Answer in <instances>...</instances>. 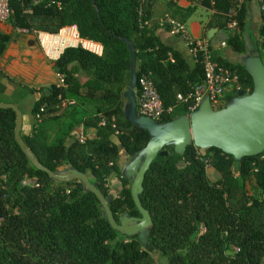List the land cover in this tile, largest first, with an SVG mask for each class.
Here are the masks:
<instances>
[{
    "label": "trees",
    "instance_id": "1",
    "mask_svg": "<svg viewBox=\"0 0 264 264\" xmlns=\"http://www.w3.org/2000/svg\"><path fill=\"white\" fill-rule=\"evenodd\" d=\"M159 1L144 0L140 19L137 0H8L11 28L56 35L75 27L81 40L103 49L100 57L81 46L64 49L52 65L61 86L36 90L0 70V98L5 97L6 83L13 86L9 101L0 103L16 106L39 94L29 112L30 133H20L24 147L52 173L84 174L107 200L118 225L123 216L141 217L130 194L131 182L118 167L120 153L131 160L149 140V134L125 116L130 53L122 39L134 47L136 77L151 72L163 108L173 109L158 124L187 115L176 97L189 93L203 78L200 64L188 61L155 34L158 22L150 20V7ZM163 1L182 23L194 12ZM250 1L201 3L213 12L205 30H223L236 20L239 32L225 40L234 53L245 51V4ZM258 21L255 43L264 50L260 8ZM10 40L0 33V58ZM212 60L239 76L238 89L226 95V104L239 92L251 93L253 82L242 64H232L217 52ZM68 97L98 104L96 113L82 120L83 129H93L95 135L83 142L73 136L69 143L63 137L48 143L45 126L62 116L60 101ZM15 127V112L0 108V264H264V151L236 161L217 148L201 151L189 145L183 154L165 148L167 155L153 160L138 196L151 226L141 235L126 236L110 227L98 200L79 180L58 182L35 168L14 138ZM207 168L216 176L209 178ZM113 174L122 185L116 197L107 188ZM250 181L259 189V198L251 194Z\"/></svg>",
    "mask_w": 264,
    "mask_h": 264
},
{
    "label": "water",
    "instance_id": "2",
    "mask_svg": "<svg viewBox=\"0 0 264 264\" xmlns=\"http://www.w3.org/2000/svg\"><path fill=\"white\" fill-rule=\"evenodd\" d=\"M212 33L213 31L209 32L208 40ZM122 41L127 45L130 53V81L124 95L128 102L125 116L129 123L149 134V140L144 149L124 171L125 179L131 182L130 194L141 217L128 219L123 216L122 218H126L133 225L124 226V220L120 225L115 222L107 200L84 174L74 170L55 174L42 167L24 147L20 139L23 116L19 109L15 105L1 103L0 108L11 109L15 112L14 138L35 168L58 182L79 180L85 190L91 192L98 200L110 227L120 234L133 236L141 235L151 226V218L142 208L138 196L142 192L145 174L153 160L157 156L167 155L165 148L173 147L176 154H183L189 145H193L199 150L217 148L223 153L233 156L236 161L244 157L257 156L264 151V65L258 52L251 53L250 58L242 64L253 82L250 94L244 95L239 92L226 107L219 111L212 110L208 99H205L199 110L192 115H184L161 125L151 119L138 117L136 114L134 101V90L137 83L135 51L127 39L124 38Z\"/></svg>",
    "mask_w": 264,
    "mask_h": 264
},
{
    "label": "rangeland",
    "instance_id": "3",
    "mask_svg": "<svg viewBox=\"0 0 264 264\" xmlns=\"http://www.w3.org/2000/svg\"><path fill=\"white\" fill-rule=\"evenodd\" d=\"M161 3H157L156 5L150 7V14H151L150 20L154 19L156 22H159L161 19H164L166 16H168V17H171L173 19L180 21L178 17L177 18L172 17L171 9L167 7L166 3L163 5ZM257 5H258V2L256 0H253V2H247L245 4L247 24L249 28H252L254 32H257L256 30H258V23H259L258 14L256 13ZM193 11H194L193 13H196L197 19L199 18L203 20L201 21V24H204L205 23L204 20L211 17V14H212V13L209 14L208 10L204 11L203 9H199V8ZM253 11H255V16L253 15L254 14ZM258 12H259V7H258ZM194 20H195V16H193V18L189 22H193ZM203 28L204 26L201 29L203 30ZM158 29L169 32V28L167 26L158 25ZM11 30L12 31L10 34V38L11 40H14L15 43L13 47L9 48L6 56L3 59H1V62H0L1 69L0 70L5 74H7L6 70H18L19 74H14V75L10 74L9 77L19 82H23V84L27 85L29 88H33L36 90L46 89L47 87L51 85L60 86L61 85L60 76L56 75L55 77L52 75V72H53L52 65L54 61H56L58 58L55 60L53 59L55 55L48 56L47 55L48 53L46 54V51L43 50L39 42L38 34L37 33L28 34L26 32L16 30L13 28ZM220 31H221L224 43H225L227 36L231 33L233 34V31L229 30L228 28L220 30ZM61 32L62 31H60L57 35H59ZM52 36L55 41L56 35H52ZM59 36L58 38L60 39ZM61 37L63 40L60 39V41L62 40L61 43H63V45L65 46L64 49L69 48V47H77L76 46V44L78 43L77 39H76V42H77L76 43L75 41L68 42L67 40H64V37H65L64 34L61 35ZM24 39H29V43H30V46L26 49V51L31 53V56L28 60L25 59L24 57V53H25L24 50L20 48L18 43H16L17 41L24 40ZM244 43H245V51L241 55L238 53L237 54L233 53L232 51L228 50L227 47L224 50L217 52V53L225 57L228 62L232 64H236V65H241L244 63L245 60L250 58L251 53L258 52L260 60L262 64L264 65V50H262L261 48H257L253 40H245ZM11 62H13V66L10 67ZM28 67L29 68L33 67L38 70L39 75H41L44 80L41 84L34 85V83H31L34 80V79L31 80V78H35L36 76H33L31 74L30 69L29 70L27 69ZM20 71H22L21 75H20ZM48 76H51V78L50 77L48 78ZM80 80L81 81L84 80L83 76H80ZM6 85H7V91H6V94L4 95L5 96L4 98L6 99H4L3 97L0 98V102H8L9 100L7 99H9L10 95L12 94L13 86L9 83H6ZM230 92H231L230 89L228 90L226 89L220 94L218 106L216 107L214 111H219L223 109L224 107H226L227 104H226L225 97L226 95L230 94ZM38 97H39V94L36 93L34 95L26 97L22 101H18V104H16L19 111L23 115V124H22V131H21L23 135H28L30 133L31 128L28 124L29 112H30L32 104L37 100ZM67 99L73 101L74 105L66 106L62 113V116L59 119L55 121H51L45 126L46 135H47L46 140L48 143H52L62 137L66 140V143H69L71 139L73 138V136H78L79 133L81 132V129H83L82 127L83 118L92 116L93 114L96 113V110L98 107V104L96 103L82 101L80 99H74L71 97H68ZM127 105H128V102L126 101V106ZM231 123L235 124L237 122H231ZM82 133L84 137L86 136L90 138L92 137L89 130H86L84 132L82 130ZM201 151H205V150H201ZM130 161L131 160H129L128 158L121 160V163H122L121 164V171H122L121 175H123V170L126 168V166H128ZM207 175L209 178H213L214 176H216V172L211 168H207ZM110 180L112 181V183L107 182V188L109 191V195L112 197H116L117 189H115L114 186L119 184L120 188L122 187L119 175L113 174ZM248 188L254 197H257V198L260 197V191L253 181H250L248 183ZM131 225L133 224L130 221H126L124 223V226H131ZM157 264H166V263L163 261L157 260Z\"/></svg>",
    "mask_w": 264,
    "mask_h": 264
},
{
    "label": "built area",
    "instance_id": "4",
    "mask_svg": "<svg viewBox=\"0 0 264 264\" xmlns=\"http://www.w3.org/2000/svg\"><path fill=\"white\" fill-rule=\"evenodd\" d=\"M139 3L138 14L140 19L143 15L144 0H137ZM171 3L177 5L180 2H186L190 6H200L202 0H169ZM260 5V10H264L263 0H256ZM11 11L9 9L8 0H0V24H8ZM234 17V14L231 15ZM148 22H140V28L146 26ZM160 26H167L169 33L177 37L184 45L185 50L189 56V60L198 63L203 69V78L201 83L191 86L190 92L186 95H177L176 102L186 106L187 115L190 116L197 112L205 99H208L210 107L215 110L218 106L219 96L224 90L238 89L239 76L236 70L222 67L217 62L212 60L214 50L208 38H194L187 30L184 23L166 16L158 22ZM74 28V27H73ZM227 28L233 32L237 30V22L232 19ZM39 42L48 56L55 55L56 60L64 51L65 46L61 43L56 34V39L52 35L45 33H37ZM77 35V33H76ZM78 37V35H77ZM58 38V39H57ZM81 46L84 50L100 57L103 49L99 44L91 41L80 40L76 46ZM221 48H225V43L220 44ZM171 59V56H168ZM61 78V77H60ZM62 85V78L60 79ZM60 85V86H61ZM134 101L136 105V114L138 117L151 119L153 122L158 123L162 120L164 115L172 113V108L164 109L161 100L158 96L157 90L154 86L152 73L142 72L137 78L136 87L134 90ZM62 108L74 105V102L68 99L60 101ZM43 110H41L42 112ZM104 122H101L103 125ZM76 139L79 142L85 141L87 138L80 132Z\"/></svg>",
    "mask_w": 264,
    "mask_h": 264
},
{
    "label": "crops",
    "instance_id": "5",
    "mask_svg": "<svg viewBox=\"0 0 264 264\" xmlns=\"http://www.w3.org/2000/svg\"><path fill=\"white\" fill-rule=\"evenodd\" d=\"M166 1H168L169 2V0H166ZM162 2V3H161ZM250 2H253V1H250ZM158 3H161L162 5L163 4H165L166 2H164L163 0H161V1H159ZM157 3H154L152 6H154V5H156ZM179 9H181V10H187V9H193V10H195V9H203L204 11H206V9L205 8H203L202 7V5H200V6H190L188 3H186V2H180L179 4H177L176 5ZM209 11V12H208ZM207 12L210 14V13H212L213 14V12L212 11H210V10H208ZM254 12V16H255V11H253ZM256 13L258 14V5L256 6ZM208 14V15H209ZM212 14H211V16H212ZM193 16H195V20L193 21V22H189L192 18H193ZM210 18L211 17H209V18H207V19H205L204 21H205V23L204 24H201V21H203V20H201V19H197L196 18V13H193L188 19H187V21L184 23L185 24V26H186V28H187V30H188V32L194 37V38H203V36H204V32H206V37L208 38V34H209V32H211V31H213V33H212V36H211V38H210V41H211V45H212V48H213V50H214V52H220V51H222V50H224L225 48H221L220 47V44L221 43H223L224 41H223V38H222V34H221V31L220 30H218V29H216V28H213V29H209V30H204L205 29V27H206V25H207V23L210 21ZM152 20H154V19H152ZM190 23V24H189ZM204 26V28H203V30L201 29L202 27ZM73 28V27H72ZM72 28H64L63 30H65V29H71V30H73V31H75L76 29H75V27L72 29ZM12 28H11V26L10 25H8V24H0V33H4V34H8V35H10L11 34V30ZM63 30H61V31H63ZM257 31V30H256ZM202 33H203V35H202ZM75 34H76V31H75ZM75 34H74V37H75ZM157 36H158V38H159V40H160V42L161 43H163L164 45H166V46H169V47H172L173 49H175V50H177L178 52H180V53H183V54H185V56H186V58H187V60L188 61H190L189 60V56H188V54H187V52H186V50H185V47H184V45H183V43L177 38V37H175V36H172L168 31H162V30H159V29H157L156 30V33H155ZM77 38L75 37V40H76ZM242 39L244 40V42H245V40H253L254 42H255V40H258V32H254L253 30H252V28H249V26H248V24L246 23V30H245V32H244V34H243V36H242ZM78 41V40H77ZM23 42H25V43H23ZM14 43H15V41L14 40H10V43L8 44V47H7V49H6V52L4 53V55L0 58V62H1V59H3L5 56H6V54H7V52H8V50H9V48H11V47H13V45H14ZM16 43H18V45L20 46V48H22L23 50H24V57H25V59H29L30 58V56H31V53L30 52H28V51H26V49L30 46V43H29V39H24V40H19V41H17ZM256 44V43H255ZM234 53V52H233ZM228 54H230V53H228ZM235 54H237V53H235ZM241 55V54H240ZM223 59H225V60H227L225 57H223L222 55H220ZM233 56V55H232ZM11 65H10V67L11 66H13V62H11L10 63ZM0 69H1V64H0ZM28 70L30 69V72H31V74L33 75V76H36L35 78H31V80H33V82H31V83H34V85H39V84H41L44 80H43V78H42V76L41 75H39V72H38V70L37 69H35V68H33V67H28L27 68ZM6 72H7V76L9 77V75L10 74H12V75H14V74H19V71L18 70H6ZM21 73H22V71H20V75H21ZM52 75L53 76H55L56 77V74H54V72H52ZM51 78V76H48V78ZM11 78V77H10ZM22 84H23V82H21ZM25 85V84H24ZM27 86V85H26ZM28 87V86H27ZM82 130H83V132L84 131H86V130H84V129H81V133H82ZM89 131H90V133H91V136L92 137H94V135H95V130H93V129H89ZM82 135H83V133H82ZM91 137V138H92ZM86 138H90V137H88V136H86ZM136 157V156H135ZM134 157V158H135ZM133 158V159H134ZM123 159H127V157H126V155L122 152V153H120V158H119V161H118V167H119V169H120V171H121V160H123ZM133 159H131V161L133 160ZM130 161V162H131ZM129 162V163H130ZM129 165V164H128ZM126 168H127V166H126ZM125 168V169H126ZM125 169L123 170V175H122V177H124L125 178V176H124V171H125ZM121 173H122V171H121ZM112 177V175L109 177V179H108V182L109 183H112V181L110 180V178ZM126 180V179H125ZM115 187V189H117V192H116V194L118 195V193L120 192V186H119V184L118 185H115L114 186Z\"/></svg>",
    "mask_w": 264,
    "mask_h": 264
},
{
    "label": "bare ground",
    "instance_id": "6",
    "mask_svg": "<svg viewBox=\"0 0 264 264\" xmlns=\"http://www.w3.org/2000/svg\"><path fill=\"white\" fill-rule=\"evenodd\" d=\"M73 29V28H72ZM64 34V40H67L68 42H71V41H75L76 42V40H75V37L77 38V42L79 43L80 42V40L81 39H79L77 36H76V34H75V31H73V30H71V29H65V30H63L62 32H61V34H60V38L62 39V37H61V35H63ZM74 34H75V37H74ZM63 40V39H62ZM76 42V43H77ZM73 43V42H72ZM54 59V58H53Z\"/></svg>",
    "mask_w": 264,
    "mask_h": 264
},
{
    "label": "flooded vegetation",
    "instance_id": "7",
    "mask_svg": "<svg viewBox=\"0 0 264 264\" xmlns=\"http://www.w3.org/2000/svg\"><path fill=\"white\" fill-rule=\"evenodd\" d=\"M127 221V219L126 218H124V223Z\"/></svg>",
    "mask_w": 264,
    "mask_h": 264
}]
</instances>
